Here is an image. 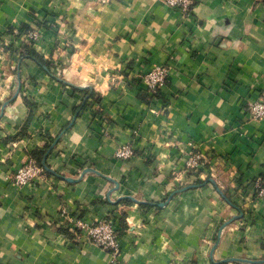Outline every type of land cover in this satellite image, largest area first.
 <instances>
[{
	"label": "crops",
	"instance_id": "obj_1",
	"mask_svg": "<svg viewBox=\"0 0 264 264\" xmlns=\"http://www.w3.org/2000/svg\"><path fill=\"white\" fill-rule=\"evenodd\" d=\"M263 1L194 0L184 15L164 0H0L12 48L0 51V264H264L252 189L264 178V119L246 111L264 98ZM48 12L56 31L32 46L49 68L20 61L22 42L5 30ZM155 65L171 69L151 94L139 75ZM74 87L98 103L76 111L86 95ZM48 138L47 178L13 188ZM189 141L208 155L206 180L182 171ZM131 143V158L115 156ZM62 209L86 221L115 211L116 259Z\"/></svg>",
	"mask_w": 264,
	"mask_h": 264
},
{
	"label": "built area",
	"instance_id": "obj_2",
	"mask_svg": "<svg viewBox=\"0 0 264 264\" xmlns=\"http://www.w3.org/2000/svg\"><path fill=\"white\" fill-rule=\"evenodd\" d=\"M165 3L187 15L190 13L194 0H164ZM264 8V1L262 3ZM8 29V28H7ZM5 30V33L7 32ZM44 30L42 28H33L27 32L21 31L19 28H13L11 33L5 34L20 40L21 42L33 43L41 41ZM0 51L10 54L9 44L6 40H0ZM20 50L18 49L17 52ZM12 53V52H11ZM171 67L169 65H155L148 71L139 75V81L145 90L151 94L156 93L163 87L170 74ZM247 116L251 122H259L264 119V98L260 97L247 102ZM39 143L45 137V131L40 130L34 133ZM135 154L133 143L122 145L116 152L115 156L119 159H129ZM183 159L182 171L185 174L196 175L201 180H206L210 176L212 167L210 165L208 155L200 147L189 141L185 148L181 149ZM47 178V172L33 157L28 156L14 171L9 178L10 185L15 189H23L24 187L34 185L38 181H44ZM253 201L257 204L264 202V178L258 177L252 182ZM66 223L75 233H83L91 243L110 253L113 260L119 255L120 242L119 234L116 229L115 211H111L107 215L92 221H86L71 215L66 209H62Z\"/></svg>",
	"mask_w": 264,
	"mask_h": 264
},
{
	"label": "trees",
	"instance_id": "obj_3",
	"mask_svg": "<svg viewBox=\"0 0 264 264\" xmlns=\"http://www.w3.org/2000/svg\"><path fill=\"white\" fill-rule=\"evenodd\" d=\"M53 15L48 12L45 13L42 19H39L38 21H36L35 25L30 26L28 24L23 23L21 25V31H23L24 33L32 30L33 28H42V30H44V32L48 31V30H54L56 31V27H55V22L53 23ZM55 24V25H54ZM13 27H8L7 29V34L11 33ZM33 43H28V42H22L20 43V51L18 52V59L21 61L23 59H31L33 61H35V63H37L40 67L42 68H49L50 64L48 61L44 60L43 57L37 52L35 51V49H33ZM11 47V46H10ZM12 48H10V51ZM14 50V48H13ZM76 91H80L83 92L86 96L84 98V100L82 101L81 105H79V107H77L76 111H82L84 109H87L89 107L94 106L93 104L98 103L99 98H96L95 95L93 94V92H91L89 89H83L80 90L78 88H73ZM28 107L30 110H32L33 105L26 101ZM79 113V112H77ZM95 115H100V112L95 111ZM31 114L29 115L30 118ZM101 117V116H100ZM28 121V120H27ZM45 138V137H44ZM47 139V137H46ZM53 142L52 138H48V140L46 141L45 145L41 148H34L30 151V156L33 157L40 165H42L41 161L46 153V151L49 149L50 147V143ZM47 172V171H46ZM128 201V200H125Z\"/></svg>",
	"mask_w": 264,
	"mask_h": 264
},
{
	"label": "water",
	"instance_id": "obj_4",
	"mask_svg": "<svg viewBox=\"0 0 264 264\" xmlns=\"http://www.w3.org/2000/svg\"><path fill=\"white\" fill-rule=\"evenodd\" d=\"M79 89H83V88H79ZM18 91H19V89L16 91V93H15V95L13 96V97H15L16 95H17V93H18ZM8 102H10V101H7L6 103H4V105H3V107H2V110H3V108H4V106L8 103ZM42 166L44 167V169L46 170V171H50V169H49V167L46 165V155L43 157V160H42ZM96 172L95 170H93V169H90V168H87V169H85L84 171H83V174L84 173H86V172ZM82 174V175H83ZM67 180L68 181H75V179H70V178H67ZM137 202H139V201H137ZM162 204H164V203H162Z\"/></svg>",
	"mask_w": 264,
	"mask_h": 264
}]
</instances>
